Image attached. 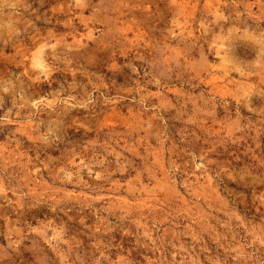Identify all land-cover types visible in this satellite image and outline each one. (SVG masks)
Returning <instances> with one entry per match:
<instances>
[{"label": "rangeland", "instance_id": "374dc122", "mask_svg": "<svg viewBox=\"0 0 264 264\" xmlns=\"http://www.w3.org/2000/svg\"><path fill=\"white\" fill-rule=\"evenodd\" d=\"M0 264H264V0H0Z\"/></svg>", "mask_w": 264, "mask_h": 264}]
</instances>
